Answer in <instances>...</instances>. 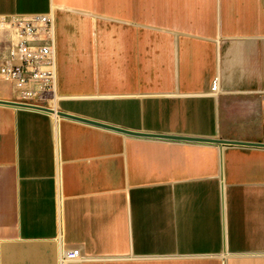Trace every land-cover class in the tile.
<instances>
[{
  "label": "crops",
  "instance_id": "crops-1",
  "mask_svg": "<svg viewBox=\"0 0 264 264\" xmlns=\"http://www.w3.org/2000/svg\"><path fill=\"white\" fill-rule=\"evenodd\" d=\"M32 13L54 15L55 110L264 142V0H0ZM63 247L74 264H264V146L0 104V264Z\"/></svg>",
  "mask_w": 264,
  "mask_h": 264
},
{
  "label": "built area",
  "instance_id": "built-area-1",
  "mask_svg": "<svg viewBox=\"0 0 264 264\" xmlns=\"http://www.w3.org/2000/svg\"><path fill=\"white\" fill-rule=\"evenodd\" d=\"M0 80L11 85L18 103L54 109L56 33L52 13L0 14ZM216 81L212 89H216ZM55 110V109H54ZM79 248H61L57 264H74Z\"/></svg>",
  "mask_w": 264,
  "mask_h": 264
},
{
  "label": "water",
  "instance_id": "water-1",
  "mask_svg": "<svg viewBox=\"0 0 264 264\" xmlns=\"http://www.w3.org/2000/svg\"><path fill=\"white\" fill-rule=\"evenodd\" d=\"M0 104L3 105H10L13 107H23V108H30L36 109L48 113H55L58 116H64L76 120L86 121L93 124H101L102 126H107L113 130L120 131L130 135L136 136H146V137H157V138H164V139H175V140H190V141H200V142H214V143H223V144H242V145H253V146H264V142H253V141H233V140H225V139H212V138H203V137H191V136H178V135H166V134H156V133H142V132H134L127 129H122L115 126H109L102 123H98L96 121H90L88 119H84L83 117H79L76 115H71L69 113H65L63 111H58L49 108L37 107V106H29L18 103L16 101H7V100H0Z\"/></svg>",
  "mask_w": 264,
  "mask_h": 264
}]
</instances>
